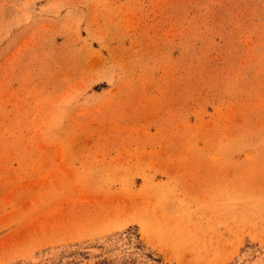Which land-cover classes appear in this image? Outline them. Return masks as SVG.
<instances>
[{"label":"rangeland","instance_id":"1","mask_svg":"<svg viewBox=\"0 0 264 264\" xmlns=\"http://www.w3.org/2000/svg\"><path fill=\"white\" fill-rule=\"evenodd\" d=\"M0 264H264V0H0Z\"/></svg>","mask_w":264,"mask_h":264}]
</instances>
